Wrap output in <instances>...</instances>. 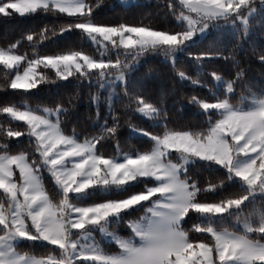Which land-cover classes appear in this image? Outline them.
<instances>
[{"label":"snow or ice","instance_id":"snow-or-ice-1","mask_svg":"<svg viewBox=\"0 0 264 264\" xmlns=\"http://www.w3.org/2000/svg\"><path fill=\"white\" fill-rule=\"evenodd\" d=\"M104 2L0 0V16L51 13L98 52H37L57 35L47 25L0 48V88L64 90L51 106H0V264H264V85L249 78L264 68V0H163L167 27L145 23L151 12L98 19ZM25 40L32 57L18 54ZM153 57L170 62L168 84ZM125 127L145 146L124 150Z\"/></svg>","mask_w":264,"mask_h":264},{"label":"trees","instance_id":"trees-1","mask_svg":"<svg viewBox=\"0 0 264 264\" xmlns=\"http://www.w3.org/2000/svg\"><path fill=\"white\" fill-rule=\"evenodd\" d=\"M160 2L163 3V0H150L149 2H143L139 4H134L130 6H123L119 4L116 0H105L104 5L101 6L99 11L98 19L108 20V21H118L123 16L125 19H135L140 20L147 13L151 12L154 15L149 16L144 20L145 23L153 22L163 24L164 26H170L167 22L161 19V15H155L156 8L155 5ZM152 5L151 7L139 5ZM67 16V14H62ZM65 20L58 19L56 16L51 13L40 12L39 14H26L20 15L16 14L11 18H6L0 16V48H7L10 43H15L16 40L21 38V35H26L29 30L34 32H39L44 28L45 25L48 26L49 32L52 28L57 29L56 36H50L49 39L41 41L36 46V51L39 53L53 54L67 51L68 49H79L84 48L90 54H98L97 48L90 43L88 40H82L79 36L68 37L66 33H60L58 31L60 25L65 23ZM36 37L34 36V40ZM18 54L27 55L32 57L33 46L31 42L26 40L18 46ZM149 65L154 69L153 76L155 77L156 73H159V79L163 80L165 84L170 82V79L175 76V73L172 72L170 62H163L162 57H153L149 61ZM177 67L181 69H186L190 75H195V69L191 63L186 58H182L177 62ZM5 71H10L5 69L2 64H0V84L3 83V73ZM41 75L45 76H54L55 71L51 68L41 67L39 69ZM147 72V66H142L139 69V75L143 76ZM264 72V68H261L258 63H253L251 69L249 70V78L253 80L257 85H264V76L261 73ZM178 79V77H176ZM39 79V78H38ZM38 89H43L38 91ZM70 91V90H69ZM185 91L189 93H199L201 95L207 93V88H202L199 85H191L185 82ZM20 93H23L21 95ZM31 93H36L32 95ZM63 94V89H57L56 86L52 83L41 82L37 86V89H32L30 91H23L20 89H3L0 88V106H3L5 102H10V104L15 105H25L27 104L30 107H36L37 105H49L51 106L52 102L57 98V94ZM67 97H65L66 99ZM79 115L83 118L88 113L87 104L84 102L79 103ZM92 112L94 114L95 107H92ZM107 108L104 106L102 108V113L106 112ZM7 114L0 113V125L7 127V122L5 117ZM191 113L189 112L185 115V118H190ZM10 119V117H9ZM138 123L142 124L144 127H149L151 122L147 118H139ZM22 123V122H14ZM146 140L147 138H143ZM121 144L124 150H128L131 145H135L137 148L144 147L141 143V140L137 137H129V130L125 127L121 129ZM111 153V148L108 149ZM200 181L202 184L207 186L208 182L218 183V178L214 174H201ZM46 186H49V181H45ZM2 192V190H0ZM205 198L214 199L211 193L206 194ZM35 255H43V250L37 249L33 253Z\"/></svg>","mask_w":264,"mask_h":264},{"label":"rangeland","instance_id":"rangeland-1","mask_svg":"<svg viewBox=\"0 0 264 264\" xmlns=\"http://www.w3.org/2000/svg\"><path fill=\"white\" fill-rule=\"evenodd\" d=\"M116 1H117L119 4L123 5V6H130V5L139 4V3H143V2H149L150 0H116ZM26 14H28V13H26ZM26 14H24V15H26ZM88 41L91 43L90 40H88ZM93 45H94V44H93ZM94 46L97 48L96 45H94ZM22 63H23V62H22ZM41 67H44V65L41 64V65L37 66V69H36L37 73H39V74H41V73L39 72V69H40ZM48 68H50V67H48ZM36 78L38 79L39 76H37ZM20 90H23V91H30V90H32V89H28V90L20 89ZM22 123H23V122H22Z\"/></svg>","mask_w":264,"mask_h":264}]
</instances>
